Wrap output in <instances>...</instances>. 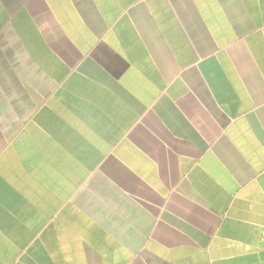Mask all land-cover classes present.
I'll list each match as a JSON object with an SVG mask.
<instances>
[{"label":"crops","instance_id":"0c3cea01","mask_svg":"<svg viewBox=\"0 0 264 264\" xmlns=\"http://www.w3.org/2000/svg\"><path fill=\"white\" fill-rule=\"evenodd\" d=\"M0 264H264V0H0Z\"/></svg>","mask_w":264,"mask_h":264}]
</instances>
